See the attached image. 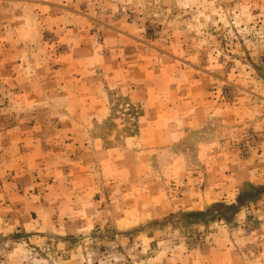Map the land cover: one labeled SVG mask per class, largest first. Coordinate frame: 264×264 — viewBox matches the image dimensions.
<instances>
[{
    "label": "rangeland",
    "instance_id": "374dc122",
    "mask_svg": "<svg viewBox=\"0 0 264 264\" xmlns=\"http://www.w3.org/2000/svg\"><path fill=\"white\" fill-rule=\"evenodd\" d=\"M15 1L16 29L0 11V264H264V195L215 208L264 185V0ZM68 77L92 100L80 118L48 101Z\"/></svg>",
    "mask_w": 264,
    "mask_h": 264
},
{
    "label": "crops",
    "instance_id": "0c3cea01",
    "mask_svg": "<svg viewBox=\"0 0 264 264\" xmlns=\"http://www.w3.org/2000/svg\"><path fill=\"white\" fill-rule=\"evenodd\" d=\"M37 4V5H36ZM49 3H32V5L36 8L35 9V14L37 17H39L40 15H38V11L42 10V9H45L46 6H48ZM19 6H20V1H15V0H3V2L0 3V11H2L4 13V15H8L6 16V20L10 22H13V28L16 29V25L20 26V11H19ZM12 15V16H10ZM76 16V15H75ZM36 17V19L38 20V18ZM36 20V21H37ZM13 48H15V39H13ZM84 44V41H82L81 45ZM93 47V46H92ZM80 51L82 53H85V51H87L88 53L89 52H92V48H89L88 46L85 48H81ZM143 57V54L140 53L139 57H138V61L140 59H142ZM78 68H80L78 65H77ZM72 68H74V65H70V64H62L59 69L60 71H64V72H67V73H71L69 72ZM77 81H81V78L77 79L75 77H68L67 81H65V84L63 86L64 90L66 89L67 92H69L70 90V86H77L78 88L80 87V84L79 82H76ZM146 87H143V88H140V89H137L136 92L134 93V98H137L138 101L140 102H145L146 99H145V92H146ZM69 96L67 95H64L63 97H60L58 99L56 98H50L48 101L50 104H56L58 103L57 101H60L61 103L64 102V105H67V110L69 111L70 108H77L78 109V106L79 105H83V104H89L90 102L89 101H92V100H88V99H84L80 96H77L75 97L77 94L76 93H72V90H70L69 92ZM72 94H74V96H71ZM95 97V96H94ZM96 98V97H95ZM82 109V108H81ZM73 110V109H71ZM70 110V111H71ZM79 109L76 110V113H77V116L76 118H78L79 116ZM81 115H84V114H81ZM80 118V117H79ZM82 119H83V116H82ZM92 119H94L92 117ZM15 201H18V203L20 205H25V201H24V197H21V196H17L16 194L13 196ZM34 199H32L31 203L33 204L34 203ZM38 204V203H37ZM36 204V206H38Z\"/></svg>",
    "mask_w": 264,
    "mask_h": 264
},
{
    "label": "trees",
    "instance_id": "16d2710c",
    "mask_svg": "<svg viewBox=\"0 0 264 264\" xmlns=\"http://www.w3.org/2000/svg\"><path fill=\"white\" fill-rule=\"evenodd\" d=\"M264 195V185L256 188H252V190L244 192L240 194V196L237 199V202L231 205L224 204V203H218L215 205V208H219L223 210V213H226L225 216H223V219H228L240 212V209L242 206L249 200L259 198L260 196ZM205 213L203 212H194L189 214H184L186 217H197L202 216ZM171 217H176L172 215Z\"/></svg>",
    "mask_w": 264,
    "mask_h": 264
}]
</instances>
